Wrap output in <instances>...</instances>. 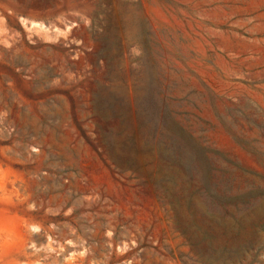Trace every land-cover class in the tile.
<instances>
[{
	"label": "rangeland",
	"instance_id": "1",
	"mask_svg": "<svg viewBox=\"0 0 264 264\" xmlns=\"http://www.w3.org/2000/svg\"><path fill=\"white\" fill-rule=\"evenodd\" d=\"M0 264H264V0H0Z\"/></svg>",
	"mask_w": 264,
	"mask_h": 264
},
{
	"label": "trees",
	"instance_id": "2",
	"mask_svg": "<svg viewBox=\"0 0 264 264\" xmlns=\"http://www.w3.org/2000/svg\"><path fill=\"white\" fill-rule=\"evenodd\" d=\"M155 172H150V184L153 183L152 178L154 177ZM170 195V194H169ZM171 199H168V194L166 193H162L160 194V196H158V200H160L162 202L163 206H167V207H171L173 201H177V198L173 195H171Z\"/></svg>",
	"mask_w": 264,
	"mask_h": 264
}]
</instances>
